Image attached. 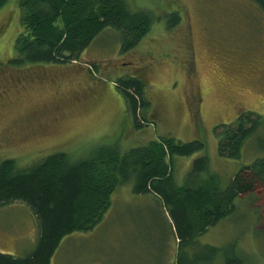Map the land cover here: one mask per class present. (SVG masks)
Instances as JSON below:
<instances>
[{
    "label": "rangeland",
    "instance_id": "374dc122",
    "mask_svg": "<svg viewBox=\"0 0 264 264\" xmlns=\"http://www.w3.org/2000/svg\"><path fill=\"white\" fill-rule=\"evenodd\" d=\"M19 0L0 9V162L27 168L64 153L87 159L101 146L125 153L160 138L201 141L202 153L174 157L172 176L186 182L192 161L204 155L220 188L255 159L264 158V126L243 145L236 160L221 158L215 129L242 115L264 116V14L253 0H129L132 9L154 17L150 32L132 50L121 52L120 33L105 29L68 65L9 64L21 31ZM180 23L167 29V19ZM145 84L150 107L147 125L134 131L120 77ZM133 182L120 186L94 231L63 240L52 264H208L210 247H230L244 264H264V191L258 200L235 202L228 218L210 227L189 246H178L168 213L152 196L135 195ZM38 228L22 203L0 208V252L27 256ZM234 246V247H233Z\"/></svg>",
    "mask_w": 264,
    "mask_h": 264
},
{
    "label": "trees",
    "instance_id": "16d2710c",
    "mask_svg": "<svg viewBox=\"0 0 264 264\" xmlns=\"http://www.w3.org/2000/svg\"><path fill=\"white\" fill-rule=\"evenodd\" d=\"M253 1L264 14V0ZM4 5L5 0H0V9ZM17 6L21 31L9 62L17 67L76 62L105 29L120 33L121 52H129L150 32L155 20L147 11L132 9L129 0H19ZM179 21L177 15L169 16L167 29L175 28ZM114 84L124 99L133 130L144 129L147 118L141 112L150 107L144 82L131 75ZM250 115L215 129L221 158L239 159L244 143L264 126V116ZM204 148L199 140L180 142L166 137L123 154L114 147L101 146L82 160L56 153L27 168L18 167L14 160L1 161L0 208L25 205L35 218L38 239L27 256L0 252V264H52L61 242L94 231L109 209L113 193L130 181L133 194L154 197L168 213L178 246H189L232 215L237 200L257 201V192L264 191V158L242 167L222 189L213 176L200 180L208 169V160L201 155L192 161L185 184L177 186L172 176L173 158L190 157ZM235 249L231 246L220 264H244ZM209 250L214 257L206 263L212 264L221 249ZM181 260L178 255L176 264H183Z\"/></svg>",
    "mask_w": 264,
    "mask_h": 264
}]
</instances>
